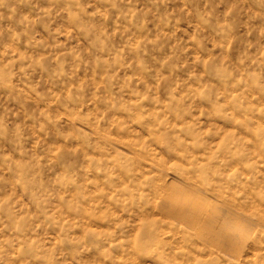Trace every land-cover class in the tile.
Listing matches in <instances>:
<instances>
[{
	"label": "rangeland",
	"instance_id": "rangeland-1",
	"mask_svg": "<svg viewBox=\"0 0 264 264\" xmlns=\"http://www.w3.org/2000/svg\"><path fill=\"white\" fill-rule=\"evenodd\" d=\"M143 263L264 264V0H0V264Z\"/></svg>",
	"mask_w": 264,
	"mask_h": 264
},
{
	"label": "bare ground",
	"instance_id": "bare-ground-1",
	"mask_svg": "<svg viewBox=\"0 0 264 264\" xmlns=\"http://www.w3.org/2000/svg\"><path fill=\"white\" fill-rule=\"evenodd\" d=\"M164 208H165V211H167V209L170 208V207H167V205H164L163 209H164ZM167 212H169V209H168ZM221 212H222V211H221ZM172 213H173V211H172ZM221 214L224 215V213H221ZM223 215H222V216H223ZM228 215H229V214H228ZM225 216H226V217H225L226 219L230 217V215H229V217H227V215H225ZM215 219H216V218H215ZM215 219H213L212 222H211V220H207V221L205 222V226H207L208 228H212L213 230H214V227L216 226V230H217V231H219V230H220V231L223 230V229H222V226H223L222 224H220V223H218V222H217V224H213V222L215 221ZM219 220H220V219H219ZM227 221H228V220H227ZM227 221H226V222H227ZM257 222H258V221H257ZM209 223H211L210 226L208 225ZM215 223H216V222H215ZM259 224H260V223H259ZM260 225H262V224H260ZM226 228H228V227H226ZM231 228H232V226H231ZM230 230H231V229H230ZM228 233H229V232H228ZM230 233H231V232H230ZM259 233H260V232H259ZM221 234H222V233H221ZM257 235H258V234H257ZM213 236H214V235H213ZM230 236H231V235H230ZM230 236H229V237H230ZM231 237H232V236H231ZM234 238H235V237H234ZM216 239H217V238H216ZM231 239H232V238H231ZM235 239H236V238H235ZM260 239H261V238H260ZM217 240H218V239H217ZM222 241H223V240H222ZM222 241H220V242L222 243ZM225 241H226V240H225ZM226 242H227V241H226ZM226 242H224V244H225ZM228 243H229V242H228ZM228 243H226V244H228ZM234 243H235V242H234ZM223 247H225V245H224ZM151 259H152V258H151ZM155 261H156V260H155ZM151 262H152V261H151ZM147 263H148V262H147ZM143 264H144V263H143ZM145 264H146V263H145ZM150 264H151V263H150Z\"/></svg>",
	"mask_w": 264,
	"mask_h": 264
}]
</instances>
